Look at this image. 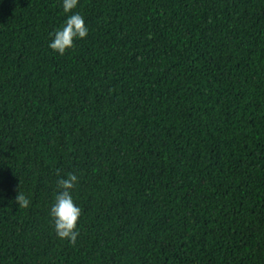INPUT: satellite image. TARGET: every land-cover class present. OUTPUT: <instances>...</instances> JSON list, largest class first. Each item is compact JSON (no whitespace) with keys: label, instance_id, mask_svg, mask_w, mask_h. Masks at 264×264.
Listing matches in <instances>:
<instances>
[{"label":"trees","instance_id":"obj_1","mask_svg":"<svg viewBox=\"0 0 264 264\" xmlns=\"http://www.w3.org/2000/svg\"><path fill=\"white\" fill-rule=\"evenodd\" d=\"M0 264H264V0H0Z\"/></svg>","mask_w":264,"mask_h":264},{"label":"clouds","instance_id":"obj_2","mask_svg":"<svg viewBox=\"0 0 264 264\" xmlns=\"http://www.w3.org/2000/svg\"><path fill=\"white\" fill-rule=\"evenodd\" d=\"M79 4V0H63L65 13H73ZM89 29L86 26L84 17L79 13L70 14L65 24L57 29L52 35L53 41L49 47L60 55H64L68 49L75 47L74 41L88 36ZM59 170L57 175L59 176ZM78 183V176L68 173L67 178H60L57 181L58 192L55 195V203L51 207L50 215L54 221L55 232L60 239H65L75 244L79 232L77 231L78 221L82 210L79 208L71 195L72 190ZM19 208H29L31 201L21 190L16 197Z\"/></svg>","mask_w":264,"mask_h":264}]
</instances>
